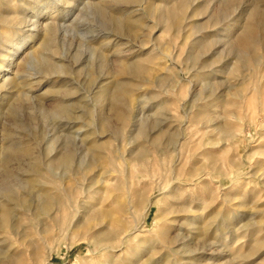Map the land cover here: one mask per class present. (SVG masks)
<instances>
[{
  "label": "rangeland",
  "instance_id": "1",
  "mask_svg": "<svg viewBox=\"0 0 264 264\" xmlns=\"http://www.w3.org/2000/svg\"><path fill=\"white\" fill-rule=\"evenodd\" d=\"M6 196L0 264H264V0H0Z\"/></svg>",
  "mask_w": 264,
  "mask_h": 264
},
{
  "label": "bare ground",
  "instance_id": "2",
  "mask_svg": "<svg viewBox=\"0 0 264 264\" xmlns=\"http://www.w3.org/2000/svg\"><path fill=\"white\" fill-rule=\"evenodd\" d=\"M54 69V68H53ZM60 111V110H59ZM13 148H15V147H13ZM16 150V149H15ZM69 155H67L62 161H60L62 164H63V166H66V164H67V162H69ZM55 160H56V158H55ZM7 174H9V173H7ZM8 192H10V191H8ZM47 194V193H46ZM13 195V194H12ZM25 197V196H24ZM1 198H2V196H1ZM4 199H6V200H4V201H2L1 203H0V216H1V222H0V226H1V228H3V229H7V228H11V227H8L7 226V224H6V221H7V219H8V217L10 216V213H11V210L9 209V206L10 205H8L9 203H11L12 201H14L15 199H14V197H11V196H6ZM48 199V198H47ZM51 201V200H50ZM17 203V202H16ZM15 203V204H16ZM19 206L20 207H26L27 205H28V202L27 201H25V200H20L19 201ZM42 204V203H41ZM47 203H43V205H42V209L44 210V209H46L47 208ZM11 218H9V220H10ZM11 221H12V219H11ZM12 223V222H11ZM13 225V224H12ZM11 225V226H12ZM10 226V225H9ZM13 230V229H12ZM9 232V231H8ZM1 243V242H0ZM1 251H3V250H1ZM1 253V252H0ZM3 254V253H2ZM0 257H2V255L0 254ZM3 257H5V255L3 256Z\"/></svg>",
  "mask_w": 264,
  "mask_h": 264
}]
</instances>
